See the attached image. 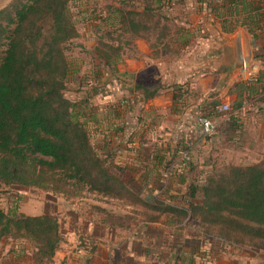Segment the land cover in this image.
<instances>
[{
	"label": "rangeland",
	"instance_id": "374dc122",
	"mask_svg": "<svg viewBox=\"0 0 264 264\" xmlns=\"http://www.w3.org/2000/svg\"><path fill=\"white\" fill-rule=\"evenodd\" d=\"M183 1L153 2L155 20L161 18L162 21L156 26L155 22H149L153 28L145 32L147 38L144 36L145 38L142 39L150 45L156 42L161 32L170 28L177 34L170 49L163 50V45L159 46L158 50L161 51L157 57L153 56L150 46L152 57L160 63L158 73L166 70V66L173 62H190L196 51L193 52L196 45L195 38L205 35L202 32L186 31ZM9 2L11 0H0V8L5 7ZM147 2V0H70V10L81 35L66 44L69 74L65 95L76 103L80 120L85 122L90 130L95 149L121 168V176L140 195V199L151 201L157 199L170 206L189 208L191 202L199 200V197L192 198V188L203 185L211 173L230 165L246 166L261 162L264 160V151H257L256 158L250 152L253 156L249 157L247 149L251 143L248 139L249 135L245 137L239 131L232 137L229 134L225 136L218 131L215 121V130L209 135L205 134L200 117L210 119L212 117L206 107L200 108L202 106L199 103L200 90L192 86L197 79L189 78L187 81L189 85L187 82L173 83L175 89L168 92L171 93V98L172 95H177L179 98L173 100L169 114L148 107L149 100L153 98L146 99L143 91L138 88L141 85L138 79L142 81V75L150 77L151 72L154 73V70L151 71L153 66L148 60L146 70L139 76L134 73H124V64L128 66L141 60V55L136 45L138 38H133L131 34L124 32L121 22L122 10L141 12ZM118 46H122L123 49L115 66L103 62L96 54L97 48L105 51ZM2 56L3 53H0V61ZM154 83L159 88L167 86L166 83L162 84L161 80H156ZM189 108L194 109L189 115L195 116L200 126L195 130L196 133L186 128L185 121L187 122L188 114L185 112ZM234 109V104H229V111L226 112ZM168 115L176 117L175 125L170 122L168 125ZM196 136L199 140L205 139L209 147L205 148L201 145L197 148V143L193 145ZM221 140L223 141L218 142ZM159 157L163 158L162 162L168 159L163 168L165 174L169 173V176H165L157 168L153 170L152 161L156 158L161 160ZM178 163H185L188 171L179 172ZM182 172L183 175H180ZM98 202L109 210L111 222L104 227L106 228L104 237L96 238L97 236L91 235L89 230L86 232L82 229H87V221L103 227L98 218H90V206ZM0 208L6 212L17 209L29 215H56L60 220L65 240L68 242L70 238L76 240V242L70 241V244L63 243V249L75 252L79 256H97L100 243L109 245L106 255L101 253L100 256H124L117 249L118 244L128 237L146 240L143 232L147 229L150 232L154 226L150 224L154 221L147 219V209L135 198L132 201L118 200L88 194L70 201L63 195L42 189L13 185L0 190ZM78 213L81 214L82 220H78ZM158 223L166 225L165 230H161L166 237L158 236L155 242L159 246L149 244L152 251L149 256H229L230 253L239 256L243 251L250 250L243 247L235 248L222 240L205 237L198 222L191 218L183 224L174 225V228L162 221ZM70 231L73 233L71 234ZM161 238L162 240L159 241ZM34 250L32 242L24 238L0 239V256H12V253L13 256H32ZM17 251H20V254L17 255ZM116 259L119 257L106 264H115ZM54 262L53 259L51 264ZM66 262L63 261L62 264H67ZM77 263L89 264L85 259L81 263L76 261L74 264Z\"/></svg>",
	"mask_w": 264,
	"mask_h": 264
},
{
	"label": "trees",
	"instance_id": "16d2710c",
	"mask_svg": "<svg viewBox=\"0 0 264 264\" xmlns=\"http://www.w3.org/2000/svg\"><path fill=\"white\" fill-rule=\"evenodd\" d=\"M147 1L141 12L122 10V28L133 38L144 37L153 28L149 22L156 26L162 21L155 20L153 2L164 0ZM259 9L247 10L249 15L241 22L254 36L264 28V14ZM227 23L224 21L225 29L232 30ZM80 35L70 0H11L0 8V190L20 185L63 195L70 201L88 194L135 198L147 209L150 221L174 226L191 218L205 237L235 248L264 249V160L211 173L203 185L191 190L192 198L199 200L180 208L157 199H140L121 176V168L95 149L76 103L65 95L69 74L66 44ZM176 35L171 28L161 32L150 43L153 56L160 55L161 44L163 50L170 49ZM122 49L97 48L96 54L115 66ZM262 81L264 71L255 81H247L246 87L251 90ZM138 88L146 99L157 96L160 89L156 85ZM92 213L102 224H110L106 206L94 203ZM5 237L32 242L34 264H51L66 242L56 215L0 208V239Z\"/></svg>",
	"mask_w": 264,
	"mask_h": 264
},
{
	"label": "crops",
	"instance_id": "0c3cea01",
	"mask_svg": "<svg viewBox=\"0 0 264 264\" xmlns=\"http://www.w3.org/2000/svg\"><path fill=\"white\" fill-rule=\"evenodd\" d=\"M183 2L186 31L205 33L203 37L195 38L196 45L193 52L196 51L194 56L191 57V61L173 62L166 66V70L158 73L160 63L152 57L150 45L146 40L138 38L136 45L141 60H137L128 66L124 64V73H134L139 76L146 70V62L151 61L153 66L151 71L154 70V73L151 72L150 77L142 75V81L138 79V82L139 85L147 86L154 85L156 80H161L162 84H167V86L159 89L160 95L158 94V97L155 96L148 103L149 108L160 112L165 111L166 114L169 108L173 106L174 96L172 95L171 98V93L168 92L175 89V86H172L173 83L176 81L184 83L189 81V78L192 80L197 79V82H193L192 86L200 90L199 103L202 104L200 108H207V112L215 121L218 131L223 135L229 134L232 137L239 131L245 137L248 134V139L251 142L247 148L249 157L254 154L256 158L257 151H264V82L253 84L251 90L247 89L246 85L248 83L246 82L249 80L246 78L242 61L247 60L251 67L258 68L259 72L264 71V28L254 36L249 28L242 25L241 22L247 18L249 15L247 10L252 7H260L259 12L264 14V0H184ZM224 21H228L227 24L232 30L225 29ZM156 75L159 77H156ZM187 85H189L188 82ZM162 92H165V94H162ZM251 102H254V104ZM222 104H234L235 109L230 112L221 111ZM192 109L189 108L185 112L188 114L185 124L187 129L189 128L192 133H196L195 130L198 128L199 123L194 118L195 116L189 115ZM175 120L176 117L168 115V125L169 122L175 125ZM196 143L197 148H200L201 145H204L205 148L209 147V143H205V139L199 140L197 136L193 145H196ZM250 152L253 154H250ZM167 160L162 162V159H154L152 161L154 162L153 170L157 168L165 176H169L170 174H165L163 168L167 164ZM193 160L195 163V157H193ZM178 165H180L179 172L188 171L185 163H178ZM183 172L180 175H183ZM181 177L185 178L184 176ZM80 216L81 214L78 213V220H82ZM91 217L96 219L90 206ZM86 224L87 229L83 228L82 230L86 232L89 230L91 235L97 236L96 238L98 236L104 237L106 232L104 227L107 224H102L103 227L88 221ZM150 224L154 225L150 232L148 229L143 232L146 240L128 237L118 244L117 249L124 256H100L101 253L106 255L105 252L109 250V245L105 246L102 243H100L97 256H79V254L62 247L54 257V264H62L63 261H67V264H74L76 261L81 263L84 259L89 264H106L116 257H119V259H116L115 264H264V249L252 250L250 248H244L250 250L243 251L239 256H234L232 253L229 256H149L152 252L149 244L159 246L155 242L158 236L162 237L163 235V237H166V234L161 233L166 225L158 222H150ZM160 227L162 228L160 229ZM171 228H174V226H171ZM70 232L73 233V231ZM167 232L169 233V230ZM75 234L77 235V233ZM145 235H152L153 237H146ZM161 240L162 238L159 239V241ZM70 241L76 242L71 238ZM70 241H66L65 244H70ZM16 254H20V251H17ZM11 255L0 256V264H34L33 256H13V253Z\"/></svg>",
	"mask_w": 264,
	"mask_h": 264
},
{
	"label": "built area",
	"instance_id": "2783aa9c",
	"mask_svg": "<svg viewBox=\"0 0 264 264\" xmlns=\"http://www.w3.org/2000/svg\"><path fill=\"white\" fill-rule=\"evenodd\" d=\"M242 67L245 71L246 78L249 81H255L257 79V76L259 74L258 68L256 69L252 68L247 60L242 61ZM220 110L225 112L229 111V105L222 104ZM200 122L206 135L211 134L215 130V123L212 119L207 117H200Z\"/></svg>",
	"mask_w": 264,
	"mask_h": 264
}]
</instances>
